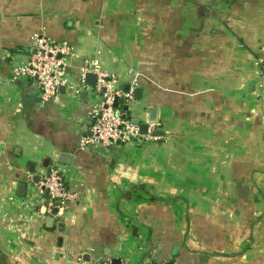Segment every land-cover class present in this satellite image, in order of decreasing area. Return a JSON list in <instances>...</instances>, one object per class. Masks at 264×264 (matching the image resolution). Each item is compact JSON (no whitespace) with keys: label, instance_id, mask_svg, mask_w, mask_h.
Instances as JSON below:
<instances>
[{"label":"crops","instance_id":"0c3cea01","mask_svg":"<svg viewBox=\"0 0 264 264\" xmlns=\"http://www.w3.org/2000/svg\"><path fill=\"white\" fill-rule=\"evenodd\" d=\"M36 32L71 47L49 101L14 76ZM88 60L162 136L80 146ZM263 62L264 0H0V264H264ZM51 166L78 194L57 218L32 202Z\"/></svg>","mask_w":264,"mask_h":264},{"label":"built area","instance_id":"2783aa9c","mask_svg":"<svg viewBox=\"0 0 264 264\" xmlns=\"http://www.w3.org/2000/svg\"><path fill=\"white\" fill-rule=\"evenodd\" d=\"M33 47L34 51L29 60L14 69V76L32 80L41 99L49 101L60 92L62 86L69 83L67 58L71 54V47L67 42H57L41 32L33 35ZM262 70L264 77V62ZM88 73H95L97 82L91 86L95 100H92L89 106V124L86 132L80 137V146L111 152L133 142L135 138L144 142L158 138L152 135L159 126L156 121L146 122L148 133L142 134L140 123H134L128 109L125 110V106L130 107L135 100L136 82L130 84L128 90L111 89L108 82L109 74L100 68L97 60H88L81 67L82 85L76 89L77 93H80L85 85ZM116 99L119 102L118 106H115ZM34 188V193L40 201L34 199L33 204L38 203L39 209L44 208V214L56 218L60 217L67 205L76 201L78 197L77 192L69 185L65 170L59 166L45 169L34 183ZM93 264L113 262L97 260Z\"/></svg>","mask_w":264,"mask_h":264},{"label":"water","instance_id":"95a60500","mask_svg":"<svg viewBox=\"0 0 264 264\" xmlns=\"http://www.w3.org/2000/svg\"><path fill=\"white\" fill-rule=\"evenodd\" d=\"M85 79H86L87 84H89L91 86H94L96 84V82H97V75L95 73H88L86 75ZM61 88L63 89L64 87H61ZM119 89L128 90L129 86L128 85H126V86L121 85V86H119ZM142 93H143V89L142 88H140V87L135 88V91H134L135 98H142V96H143ZM87 96H88V91H84L83 92V97L85 99H87ZM118 104H119L118 99H116L115 100V106H118ZM128 108H129L128 106H125V110H127ZM133 122L136 123V124H139L140 123L139 122V118H134ZM140 132L142 134L148 133V126H147L146 123H140ZM152 135L155 136V137L162 136L163 132L160 129H156V130L153 131ZM36 180H38V178H36ZM20 187H21L20 191L23 194L24 190H25V187H26L25 183H22ZM48 220L54 221V217L50 216L48 218ZM112 262H113V264H121V260L117 259V258H114ZM170 264H173V263H170Z\"/></svg>","mask_w":264,"mask_h":264},{"label":"trees","instance_id":"16d2710c","mask_svg":"<svg viewBox=\"0 0 264 264\" xmlns=\"http://www.w3.org/2000/svg\"><path fill=\"white\" fill-rule=\"evenodd\" d=\"M133 142L139 143L140 142V139L139 138H135V139H133Z\"/></svg>","mask_w":264,"mask_h":264},{"label":"rangeland","instance_id":"374dc122","mask_svg":"<svg viewBox=\"0 0 264 264\" xmlns=\"http://www.w3.org/2000/svg\"><path fill=\"white\" fill-rule=\"evenodd\" d=\"M91 95L93 94V91L91 90ZM95 97V95L93 94V98ZM121 104H123V102L121 101Z\"/></svg>","mask_w":264,"mask_h":264}]
</instances>
